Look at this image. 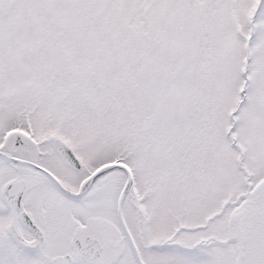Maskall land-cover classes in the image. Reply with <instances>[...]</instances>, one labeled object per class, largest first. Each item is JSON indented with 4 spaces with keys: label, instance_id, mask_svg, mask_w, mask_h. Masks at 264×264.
<instances>
[{
    "label": "snow or ice",
    "instance_id": "6c2138e0",
    "mask_svg": "<svg viewBox=\"0 0 264 264\" xmlns=\"http://www.w3.org/2000/svg\"><path fill=\"white\" fill-rule=\"evenodd\" d=\"M0 264H264V0H0Z\"/></svg>",
    "mask_w": 264,
    "mask_h": 264
}]
</instances>
